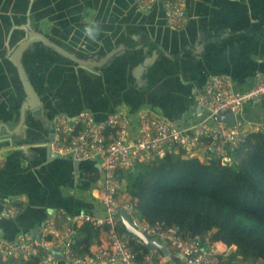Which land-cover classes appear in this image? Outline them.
<instances>
[{"label": "water", "instance_id": "obj_1", "mask_svg": "<svg viewBox=\"0 0 264 264\" xmlns=\"http://www.w3.org/2000/svg\"><path fill=\"white\" fill-rule=\"evenodd\" d=\"M66 1L40 0L39 6V0H25L22 6L6 5L0 9V30L5 34L0 39V96L6 100L1 101L0 110V235L8 242H15L21 234L29 238L36 237L47 215L68 206L60 190L64 187L85 190L87 182L78 180L74 175L99 168L98 163L93 161L57 158L49 147L46 150L20 149L22 147L9 150L15 142L21 141L9 138L12 135L10 129L16 124L12 121L13 113L17 103L20 106V100L17 103L16 100L11 101V85L22 83L27 86L30 80L35 86L46 82L45 78L37 83V77L21 76L18 70L24 65L37 70L38 67L51 64L58 73L57 76L47 78L55 97L51 91L41 97L46 107H51V99L59 100L64 107L59 106L53 118L61 114L72 117L81 111H88L98 120L102 114H107L108 109L98 110L88 104V100L94 101L95 97L92 96H99L94 93L95 87L98 86L101 91V84H110V80L117 84V67L128 73L130 90L143 99L142 104L150 105L164 114L168 95L185 94L190 91L187 85L194 82L202 85L210 72L219 70L223 59L238 53L252 59L257 72L264 76V34L259 31L264 21L253 14L251 0H226L231 3L228 15L205 8L195 17L185 7L188 24L181 31H173L167 26L159 0L154 2L147 13L142 12L134 3L128 11L124 10L117 21V27L108 28L98 38V52L95 50L88 53L66 52L60 46L66 40H59L53 34V12L50 5H58L61 15L68 14L70 6L66 5ZM157 15L163 17L165 22L160 20L152 29L154 25L150 26L151 21ZM41 51L58 52L60 56H54L50 63L47 61L49 58L39 59ZM97 59H100L99 66H104L100 72L97 71L99 67L93 64ZM10 72H13L11 78ZM78 75L85 76V79L79 81ZM104 89L106 91L107 87ZM28 91L31 96H37L36 92ZM82 91L92 96L87 98ZM78 103L79 107L69 110ZM125 103L130 105L127 101ZM32 107L33 104L28 102L22 109ZM219 119L222 122L233 121L231 115L220 116ZM3 141H7V146L2 145ZM38 141L41 140H31ZM37 192H46L43 200L35 196ZM21 199L25 206L20 214L16 217L6 216L3 203ZM119 217L128 234L140 239L146 248L156 249L163 256L169 257L170 252L165 246L157 240L149 241L131 225L125 211H121ZM24 224H29L31 228L26 230ZM55 264L68 263L57 255Z\"/></svg>", "mask_w": 264, "mask_h": 264}, {"label": "built area", "instance_id": "obj_2", "mask_svg": "<svg viewBox=\"0 0 264 264\" xmlns=\"http://www.w3.org/2000/svg\"><path fill=\"white\" fill-rule=\"evenodd\" d=\"M157 0H137L142 12L151 10ZM165 13L167 26L182 30L188 23L185 0H159ZM197 107L204 117L188 127H182L165 118L150 105L135 112L117 108L101 115L97 120L88 111L69 117L57 115L52 121V153L70 161L98 163L97 180L91 186L90 211L58 210L41 223L36 237L21 234L15 242L4 241L0 235V255L21 258L34 264H55L60 255L68 264H237L233 258L236 248L209 236L187 237L176 228L151 226L140 220L136 200L128 195L117 197L116 172L134 171L137 165L162 159L171 148L186 151L190 157L208 158L209 154L223 166L233 164V152L250 133L264 135V120L251 123L244 118L251 103L264 106V76L253 87L242 93L233 88L227 75L209 74L195 95ZM231 115L232 122H222L220 116ZM78 180L81 174H75ZM84 180V179H83ZM13 200L3 203L4 214L16 217L20 209L11 208ZM125 211L131 225L149 241L157 240L165 246L169 257L148 248L147 253L135 252L131 243L144 246L143 242L128 234L119 217ZM66 227L61 228V222ZM88 223L95 229L104 228L102 241L91 245L81 256L73 253L72 246L77 228ZM123 228V231L120 230Z\"/></svg>", "mask_w": 264, "mask_h": 264}, {"label": "trees", "instance_id": "obj_3", "mask_svg": "<svg viewBox=\"0 0 264 264\" xmlns=\"http://www.w3.org/2000/svg\"><path fill=\"white\" fill-rule=\"evenodd\" d=\"M232 156L233 164L223 166L212 154L200 160L171 148L162 159L139 164L132 172L118 170L116 196L126 194L136 200L138 218L151 226L173 227L187 237L209 236L234 246L238 264H264V135L248 134ZM97 171L81 177L92 186ZM91 205L84 210L90 211ZM15 206L22 209L19 202ZM104 232L88 223L79 226L73 253L81 256L102 241ZM131 248L148 252L135 242ZM0 264L34 263L0 255Z\"/></svg>", "mask_w": 264, "mask_h": 264}, {"label": "crops", "instance_id": "obj_4", "mask_svg": "<svg viewBox=\"0 0 264 264\" xmlns=\"http://www.w3.org/2000/svg\"><path fill=\"white\" fill-rule=\"evenodd\" d=\"M24 1L25 0H0V9L6 5L10 7L14 5L19 7L25 4ZM56 3L58 2L56 1ZM65 3L67 6H70V8L67 11L68 14L64 13L62 15L58 5H50V9L53 12V34L59 40L62 38L66 40L60 45L66 52L72 50L73 52L88 53L98 49V46H100L98 38L105 34L107 30H109L108 28L117 27V21L124 14V10L127 9L128 11L134 3H137V0H67ZM251 3L253 5V14L255 17L263 19L264 21V0H251ZM230 4L231 3L226 0H185V7H187L190 13L195 17L199 16L205 8L221 12L220 14L222 15H228L231 11L229 7ZM39 6H41L40 0ZM160 20L165 22L163 17L159 15L151 21L150 26L154 25L152 29H155L156 24L158 25ZM89 27L96 29L94 39L86 34V29ZM259 31L264 34V22L260 24ZM3 37H5V34L0 30V39ZM209 74L229 76L233 82L234 90L238 93L250 90L256 80L263 76L257 72V69L252 64V59L244 58L239 53L235 56H231V58L223 59L219 70L217 72H210ZM187 86H189L190 91L185 94L178 95L172 93L168 95V99H166L165 102L166 111L165 114L162 113L165 118L182 127H188L204 117V113L195 103V95L202 85L194 82ZM2 100L5 99L0 96V110H2ZM6 105H8V103H6ZM145 105L146 104H142V102L128 105L126 103H121L119 100H113L109 105L108 113L117 108L135 112ZM244 118L251 123L264 120V106L256 103L249 104L245 109ZM198 157L203 159L202 154H198ZM81 181L85 180L81 179ZM85 190H78L74 187L62 188L60 190L62 197L68 202V206L64 210L72 212L86 208L90 200L89 195L85 194ZM35 196H38L37 198L41 201L46 196V192H37ZM23 201V199L14 201L21 203L22 209L20 212L25 206ZM24 227L26 230L31 228L29 224H24ZM255 264L261 263L257 262Z\"/></svg>", "mask_w": 264, "mask_h": 264}, {"label": "flooded vegetation", "instance_id": "obj_5", "mask_svg": "<svg viewBox=\"0 0 264 264\" xmlns=\"http://www.w3.org/2000/svg\"><path fill=\"white\" fill-rule=\"evenodd\" d=\"M138 6V4H137ZM40 8V7H39ZM139 8V7H138ZM40 11V9H39ZM172 30V29H171ZM175 31V30H174ZM98 52V50H96ZM69 53H73L72 50L69 51ZM62 54V53H61ZM60 56L58 52L54 53H47L44 51L39 52V59H46L49 58L47 61L52 63L51 59H53L54 56ZM67 55V54H64ZM69 58L71 57L69 54L67 55ZM63 58V57H62ZM72 58V57H71ZM75 57H73L74 59ZM65 60L67 58H64ZM60 60V59H59ZM100 59L96 60L93 62V64L98 68V72H100L104 66H99L101 65ZM23 65V64H22ZM53 65H44L42 68L38 67L37 70L33 68H29V66L24 65L21 67L18 71H20L21 76H25L29 78H36L37 83L41 81V79L45 78L46 82H43L42 85L37 84L36 86L29 81V85H25L22 83H19V85H11L10 90H11V101H15V103L19 102L20 100V108L18 107L17 103V108L16 111L13 113L12 121L16 122V124L10 129V133L12 135H9V138L13 137L16 139H20V142H15L12 148L16 147H22L20 149L25 148V150H29L30 148H35V149H43L46 150L48 147L51 150V143L53 139V134H52V121H53V116L55 114L56 109L61 108L62 105L59 103V100H49L51 102V107H46V105L43 103V100L41 97H43L45 94H48L50 90V86L47 83V78L57 76V72L54 71ZM118 71V77H117V84L115 83L114 80L108 81V83H104L103 86L101 84V91H99V87H95V94H98L99 96H92L86 91H82L83 94L88 98V97H95L94 101L89 102L91 106L95 107L98 110H104L108 109L109 110V105L113 102V100H119L121 103H125L126 101L129 104H137L143 101L142 98L137 96L136 94L134 95L133 92H131L130 87H131V82L128 77V73L125 72L121 67H117ZM13 76V72L9 73V77L11 78ZM78 79L83 80L82 76L78 75ZM112 78V77H111ZM85 79V78H84ZM105 82V81H104ZM83 86V85H82ZM29 87L28 90L32 92H36L37 96H31L29 94V91L27 88ZM105 87H107L106 91L110 89L109 92L105 91ZM16 88V89H15ZM17 93V94H16ZM40 93L42 95H40ZM53 97H55V94L51 91ZM124 96V98L122 97ZM17 97V99H14ZM45 97V96H44ZM28 102H31L33 104L32 108H25L22 109L23 105L28 104ZM82 106H85V103L82 101ZM53 107V109H52ZM79 107V103L73 106V108H69V110H74L75 108ZM35 139H40L41 141L39 142H31V140ZM7 140V139H5ZM3 146H7V141L2 142Z\"/></svg>", "mask_w": 264, "mask_h": 264}, {"label": "rangeland", "instance_id": "obj_6", "mask_svg": "<svg viewBox=\"0 0 264 264\" xmlns=\"http://www.w3.org/2000/svg\"><path fill=\"white\" fill-rule=\"evenodd\" d=\"M199 158V157H198ZM200 160H203V159H201V158H199ZM90 190H91V186L89 187V185H88V188L85 190V194L86 195H89V192H90ZM82 200V199H81ZM15 203L16 202H13L11 205H10V207L11 208H17V209H19L18 207H16L15 206ZM70 212V211H69ZM58 213V210H57V212H55L54 214L56 215ZM62 221V219H57V223H59V222H61ZM64 227H66V223H64V222H61V228H64ZM238 264V263H237Z\"/></svg>", "mask_w": 264, "mask_h": 264}, {"label": "clouds", "instance_id": "obj_7", "mask_svg": "<svg viewBox=\"0 0 264 264\" xmlns=\"http://www.w3.org/2000/svg\"><path fill=\"white\" fill-rule=\"evenodd\" d=\"M95 31H96V29L89 27V28L86 29V34L90 38L94 39L95 38Z\"/></svg>", "mask_w": 264, "mask_h": 264}]
</instances>
